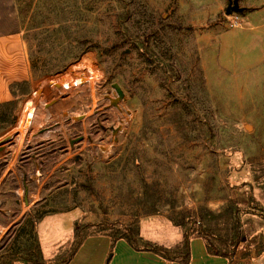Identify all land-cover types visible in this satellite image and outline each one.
Returning a JSON list of instances; mask_svg holds the SVG:
<instances>
[{
	"label": "rangeland",
	"instance_id": "rangeland-1",
	"mask_svg": "<svg viewBox=\"0 0 264 264\" xmlns=\"http://www.w3.org/2000/svg\"><path fill=\"white\" fill-rule=\"evenodd\" d=\"M16 31L33 75L0 108V263L67 264L75 225L102 221L217 240L232 226L204 214L231 203L235 252L264 256V0H0ZM84 66L94 90L64 84Z\"/></svg>",
	"mask_w": 264,
	"mask_h": 264
},
{
	"label": "crops",
	"instance_id": "crops-1",
	"mask_svg": "<svg viewBox=\"0 0 264 264\" xmlns=\"http://www.w3.org/2000/svg\"><path fill=\"white\" fill-rule=\"evenodd\" d=\"M32 75L29 46L24 34L21 31L0 34V104L14 99L11 92L13 83L32 81ZM182 236L183 234L180 235L181 239ZM164 245L171 247V244L164 243ZM67 264L182 263L178 260H167L153 251L137 250L125 239L113 241L107 235H92L85 238ZM188 264H264V256L257 254L248 246L243 247L242 242L231 259L211 255L204 239L192 236Z\"/></svg>",
	"mask_w": 264,
	"mask_h": 264
},
{
	"label": "trees",
	"instance_id": "trees-1",
	"mask_svg": "<svg viewBox=\"0 0 264 264\" xmlns=\"http://www.w3.org/2000/svg\"><path fill=\"white\" fill-rule=\"evenodd\" d=\"M144 47L146 48V46ZM29 84L30 83L28 81L13 83L11 85V92L14 96V99L9 102L1 103L0 108H12V105L15 104L16 99L18 98L17 89L24 88L25 85L29 86ZM26 93L27 91L22 92V94ZM7 112L1 113L0 116L2 115L4 119L7 118L9 116ZM195 212L196 211H188L187 216H189V219L185 220L184 215L181 221L176 220L175 225L183 228L188 227L189 229H191V224L195 222L194 218L197 214ZM239 212V207L231 203L219 213H214L213 211L207 210L204 214L206 216H209L210 218L223 220L225 221V223H229L232 226V236L227 235L226 237H220L216 238L217 240H214L213 235L210 234L208 230H203L199 233H189L188 231H186L185 233H182V242L175 248L146 242L141 236L140 228L138 226L122 223L120 221H102L99 223L76 224L74 228V236L79 239V246L82 244L85 238L92 235H107L110 236L113 241H116L118 239H125L137 250L153 251L167 260H178L182 264H188L190 258V238L192 236H199L204 239L207 250L211 255L223 256L231 259L235 254V247L241 236ZM92 228H95L96 231L90 233V230ZM140 241H143L144 245H140ZM78 247L75 249V251L78 249ZM0 264L9 263L1 262ZM35 264H46L41 254L37 257Z\"/></svg>",
	"mask_w": 264,
	"mask_h": 264
},
{
	"label": "bare ground",
	"instance_id": "bare-ground-1",
	"mask_svg": "<svg viewBox=\"0 0 264 264\" xmlns=\"http://www.w3.org/2000/svg\"><path fill=\"white\" fill-rule=\"evenodd\" d=\"M101 72L96 71L94 69H92L91 67H81V68H77L71 75H69L65 81L63 80L64 84L67 85L68 87L69 84L72 85V83H78V84H86L85 86H88V88L90 87L91 89L94 90V88L96 87V84L100 81L101 79ZM61 82V80H60ZM62 83V82H61ZM77 84V85H78ZM63 85V84H62ZM64 86V85H63ZM51 87V86H50ZM54 87V86H53ZM67 87V88H68ZM59 89V88H58ZM61 89V88H60ZM59 89V90H60ZM53 93V92H52ZM43 97V96H42ZM37 99V98H36ZM39 101V100H38ZM31 103V102H30ZM35 103V102H34ZM33 102L31 103L32 105L34 104ZM29 110V109H28ZM28 113V111L25 110V115ZM33 114L28 113L27 117H31ZM22 122V119H21ZM27 125H29L27 123V120L23 123H19L14 129H12L7 135H5L4 138H9V137H13L16 133H18L19 131H24L25 128L27 127ZM109 145V144H108ZM109 149V148H108ZM105 150V149H104Z\"/></svg>",
	"mask_w": 264,
	"mask_h": 264
},
{
	"label": "water",
	"instance_id": "water-1",
	"mask_svg": "<svg viewBox=\"0 0 264 264\" xmlns=\"http://www.w3.org/2000/svg\"><path fill=\"white\" fill-rule=\"evenodd\" d=\"M234 8H236V7H234ZM231 10V9H230ZM10 138V137H9ZM9 138H4L3 140H6V139H9Z\"/></svg>",
	"mask_w": 264,
	"mask_h": 264
}]
</instances>
